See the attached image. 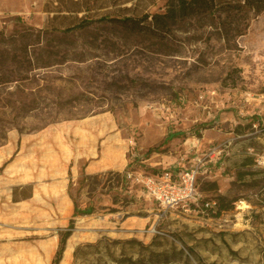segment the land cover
Returning a JSON list of instances; mask_svg holds the SVG:
<instances>
[{"label": "rangeland", "instance_id": "obj_1", "mask_svg": "<svg viewBox=\"0 0 264 264\" xmlns=\"http://www.w3.org/2000/svg\"><path fill=\"white\" fill-rule=\"evenodd\" d=\"M170 1L0 0V264H50L73 213L51 191L61 174L64 197L91 213L73 217L59 264H264V137L252 126L264 111V11L218 6L161 36L111 22L56 30L161 14ZM242 17L248 29L225 41L222 23ZM79 123L97 137L79 139ZM115 146L123 170L87 171ZM215 147L196 181L198 201L215 202L206 214L163 211L124 180ZM16 187L31 196L13 201Z\"/></svg>", "mask_w": 264, "mask_h": 264}, {"label": "trees", "instance_id": "obj_2", "mask_svg": "<svg viewBox=\"0 0 264 264\" xmlns=\"http://www.w3.org/2000/svg\"><path fill=\"white\" fill-rule=\"evenodd\" d=\"M218 6L224 7L228 10L236 11H245L246 9L252 11L255 15H259L262 11H264V0H171L167 9L161 14L145 13L140 17H111L109 15H103L95 19L85 17L71 26L63 28L61 30H56L61 33L68 34L75 31L83 30L94 23L111 22L117 23L124 29L130 31L150 33L155 36H161L168 32L169 25L172 24L177 18H187L199 14L209 13L214 11ZM241 19L244 20L242 24L234 23V25H226L225 23H222L221 29L225 41L228 42L234 37L242 36L248 29L249 22L247 21V18L242 17ZM172 137H174V135L169 134L165 138L164 142ZM150 151H152V149H150L148 152ZM27 189L29 190L30 187L14 188L12 192L13 201H18L20 199L24 200L29 198L31 196V189L30 191H28V193L23 194L21 197L17 198V195L21 193V191H27ZM89 213H91V208L78 209L76 206H74L72 218L69 220L66 228L59 233L58 246L50 264H59L62 259V255L66 246V241L70 237L72 229L74 227L73 217L78 214Z\"/></svg>", "mask_w": 264, "mask_h": 264}, {"label": "built area", "instance_id": "obj_3", "mask_svg": "<svg viewBox=\"0 0 264 264\" xmlns=\"http://www.w3.org/2000/svg\"><path fill=\"white\" fill-rule=\"evenodd\" d=\"M258 113L259 118L252 126L264 137V111ZM221 153V149L211 148L202 158L194 159L189 167L176 171L145 172L127 169L124 171V180L128 184L138 186L145 196L163 211L182 210L206 214L214 209L215 202L198 201L196 181L203 165L216 161ZM203 158L206 162L201 160ZM261 163L264 164V160Z\"/></svg>", "mask_w": 264, "mask_h": 264}, {"label": "crops", "instance_id": "obj_4", "mask_svg": "<svg viewBox=\"0 0 264 264\" xmlns=\"http://www.w3.org/2000/svg\"><path fill=\"white\" fill-rule=\"evenodd\" d=\"M258 17H260V16H258ZM86 125H87V123H79L76 125H72L71 128H73V133L75 135H77L79 139H82V140L87 139L88 133L90 134V136H93V138L97 137L96 134L92 135L90 128H87ZM114 150H115V152H113L114 156L112 158L106 157L103 160L94 161V163L92 165L88 166L87 171L89 173H93V172L101 171L102 169H105L106 167H116L118 170H123L127 166V160L125 158V149H123L122 146H120V147L115 146ZM72 161L76 162L75 159H73V160L70 159V163H72ZM185 168H187V167L180 168V169H185ZM176 170H179V169L178 168L173 169V171H176ZM62 175L63 174H61V177L57 179L58 181H55V182L53 181L54 183L51 186V191L60 196V200H61L62 204L64 205V208L66 209V211H69L72 209V212H73V206H71V201L69 200V198L64 197V195H63L64 188H67V184H68L69 180ZM50 177H53V176H50ZM128 186H130V188H132L135 185L129 184ZM137 188L141 192V194L145 196L144 192L139 187H137Z\"/></svg>", "mask_w": 264, "mask_h": 264}, {"label": "bare ground", "instance_id": "obj_5", "mask_svg": "<svg viewBox=\"0 0 264 264\" xmlns=\"http://www.w3.org/2000/svg\"><path fill=\"white\" fill-rule=\"evenodd\" d=\"M240 207H241V208H246L247 206H246V204H245V203L241 202V205H240Z\"/></svg>", "mask_w": 264, "mask_h": 264}]
</instances>
